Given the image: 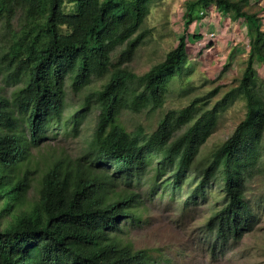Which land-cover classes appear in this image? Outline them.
Returning <instances> with one entry per match:
<instances>
[{
	"label": "trees",
	"instance_id": "16d2710c",
	"mask_svg": "<svg viewBox=\"0 0 264 264\" xmlns=\"http://www.w3.org/2000/svg\"><path fill=\"white\" fill-rule=\"evenodd\" d=\"M155 1L0 0V21L14 37L0 68L6 84L16 87L10 97L0 94V264H149L146 249L121 243L115 233L124 221L136 219L132 208L141 195L135 182L153 168L157 179L169 173L166 182L173 192L188 188L185 206L207 202L221 182L222 205L205 224L212 257L224 255L258 224V210L246 191L264 173V82L254 65L264 64L262 18L244 8L246 0H188L177 45L138 75L129 63L151 34L143 26ZM213 3L247 22L250 51L236 88L246 113L191 183L196 158L218 125L221 102L210 106L195 98L170 109L150 134L142 126L127 131L119 116L126 109L164 106L174 73L190 70L186 32L195 11ZM18 14L19 28H13ZM94 77L108 78L71 116L77 129L90 109L99 110L86 151L57 160L42 177L39 198L26 202L32 180L27 172L18 175L19 165L31 144L63 123L67 84L82 91ZM21 120L31 137L20 130Z\"/></svg>",
	"mask_w": 264,
	"mask_h": 264
},
{
	"label": "rangeland",
	"instance_id": "374dc122",
	"mask_svg": "<svg viewBox=\"0 0 264 264\" xmlns=\"http://www.w3.org/2000/svg\"><path fill=\"white\" fill-rule=\"evenodd\" d=\"M188 0H156L143 28L151 29V34L137 49L132 61L131 70L142 75L153 65L163 61L167 53L173 49L184 32V13ZM244 2V0H239ZM71 8L67 6V11ZM244 8L249 12H257L264 26V0H246ZM218 6L213 3L209 7L198 8L196 19L187 30V52L189 72L174 73L168 82L166 102L157 110L145 109L134 112L124 110L119 122L127 131L133 132L142 126L150 134L158 126V122L170 109H180L193 99L201 98L212 106L218 102L223 104L216 129L203 144L199 155L191 169V182L210 165L213 154L233 132L246 113L244 97L236 91L246 67L250 45L247 35V22L239 18L233 28L218 25ZM225 11V10H222ZM222 19L230 22L232 13ZM20 14L13 21V28H19ZM235 31V30H234ZM216 33L211 40L208 33ZM13 30L0 21V59L9 43L12 42ZM240 39V40H239ZM213 45V48L210 46ZM118 52L115 54V58ZM257 77L264 82V64L255 62ZM108 77H94L89 86L82 91H75L67 84V109L64 121L59 126H51L38 145L31 144L28 158L19 165L18 175L26 172L31 177V186L26 193L25 201L30 203L39 198L42 177L54 163L63 157L82 155L95 134L99 110L90 109L77 129L73 128L71 116L78 104L90 93L99 90ZM16 87L9 86L3 79L0 68V94L10 97ZM20 130L31 137L29 127L21 120ZM154 165V164H153ZM152 172L135 182L141 199L132 208L136 219L123 222V230L115 233V237L123 244L135 249H146L149 264H264V173L249 182L246 196L258 210L259 222L253 231L247 233L242 240L232 242L224 255L212 257L206 246L205 224L209 217L222 205L224 191L218 181L210 199L199 205L185 206V191L173 192L166 182L169 173L156 178ZM192 183V182H191ZM188 187V184H187Z\"/></svg>",
	"mask_w": 264,
	"mask_h": 264
},
{
	"label": "crops",
	"instance_id": "0c3cea01",
	"mask_svg": "<svg viewBox=\"0 0 264 264\" xmlns=\"http://www.w3.org/2000/svg\"><path fill=\"white\" fill-rule=\"evenodd\" d=\"M218 11H219L218 12V14H219L218 17H217V15L215 16L218 19V21H219V24L218 25H225L224 28H226V29L233 28L235 31L233 30L231 32V35L232 36H235L236 35V27L234 28V23L238 19H235L233 17H229V20H230V22H229L227 20L222 19L223 16L221 14H224L225 16H227V15H230V13L229 12H226V11H222L221 9H218Z\"/></svg>",
	"mask_w": 264,
	"mask_h": 264
},
{
	"label": "built area",
	"instance_id": "2783aa9c",
	"mask_svg": "<svg viewBox=\"0 0 264 264\" xmlns=\"http://www.w3.org/2000/svg\"><path fill=\"white\" fill-rule=\"evenodd\" d=\"M208 36L210 37L211 40H214V39L217 38V37H216V33H214V32H210V33H208ZM212 46H213V45H211L210 48H213Z\"/></svg>",
	"mask_w": 264,
	"mask_h": 264
}]
</instances>
